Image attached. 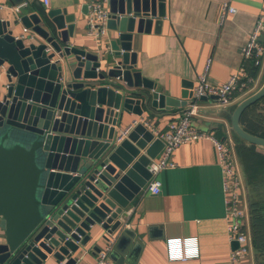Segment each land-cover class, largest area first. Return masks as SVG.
Returning <instances> with one entry per match:
<instances>
[{
    "label": "water",
    "instance_id": "95a60500",
    "mask_svg": "<svg viewBox=\"0 0 264 264\" xmlns=\"http://www.w3.org/2000/svg\"><path fill=\"white\" fill-rule=\"evenodd\" d=\"M22 2L0 0V264H79L81 246L113 234L111 255L123 253L136 238L128 208L164 141L142 121L117 141V126L124 111L188 105L194 86L186 81L182 98L173 97L138 66L134 35L154 24L160 31L166 0H106L111 15L94 50L71 43L77 24L68 6L8 13V3ZM262 98L264 84L237 105L232 127L264 149V137L241 124Z\"/></svg>",
    "mask_w": 264,
    "mask_h": 264
},
{
    "label": "crops",
    "instance_id": "0c3cea01",
    "mask_svg": "<svg viewBox=\"0 0 264 264\" xmlns=\"http://www.w3.org/2000/svg\"><path fill=\"white\" fill-rule=\"evenodd\" d=\"M226 2L235 6L237 11L223 18L222 6ZM86 3L90 4V1L48 0L47 3L46 0H23L21 4L8 3L7 10L17 16L25 10L42 13L50 8L68 6L69 12L76 15L77 24L71 43L94 50L103 36L89 35V11L87 14L82 12ZM17 6L19 11H16ZM166 12L158 26L159 32L154 24L150 32L135 33L133 38V48L138 52V66L143 76L155 82L161 92L182 98L184 83H197L210 59L209 80L213 84L222 83L241 67H245L256 81L252 90L235 94L227 106H219L213 98L201 100L193 116L198 122L192 124L232 146L247 198H252L238 154L239 146L252 144L236 134L232 127V114L244 98L264 84V61L259 65L255 60H245L243 54L258 17L264 13V0H166ZM68 60L73 64L76 62L73 54ZM136 90L147 92L146 89ZM188 106L168 110L150 104L142 116L124 111L117 128L120 132L135 123L149 121L153 128L164 130ZM258 112L264 120V98ZM260 117L254 111L248 114L247 120L251 129L264 136V127L261 129L264 121ZM256 147L264 153L263 148ZM173 161L175 166L164 169L160 174L161 192L153 194L146 186L129 206L127 228L136 233V238L125 247V252L116 250L113 253L115 263L233 264L231 252L238 246L235 247V241L229 236L224 170L214 141L201 138L184 143L177 148ZM109 236L118 238L117 234ZM2 237L3 231L0 230V239ZM171 239H193L195 250L188 252L187 259L171 260L168 251ZM107 242L101 238L81 246L77 254L79 264H94L97 256L95 246L103 249ZM44 264L60 263L50 257ZM242 264H256L253 245L252 255L244 256Z\"/></svg>",
    "mask_w": 264,
    "mask_h": 264
},
{
    "label": "built area",
    "instance_id": "2783aa9c",
    "mask_svg": "<svg viewBox=\"0 0 264 264\" xmlns=\"http://www.w3.org/2000/svg\"><path fill=\"white\" fill-rule=\"evenodd\" d=\"M46 1L48 3V0ZM19 9L20 7L17 6L16 11H19ZM236 11L235 6L226 2L222 6V17L224 18L228 13ZM110 15V10L106 6V0H91L87 17L89 35L100 37L106 30V23ZM263 32L264 13L258 17L255 27L244 47L243 54L245 60H255L259 65L264 61V40H261ZM211 64L212 60L210 59L206 64L204 72L200 74L198 82L191 88L192 96L189 98V106L171 121L167 129L159 130L153 128L149 121L145 122L149 127H152L151 129L154 131L155 136L164 141L162 151L150 163L152 178L147 184V189L153 194L161 192L162 180L160 174L164 169L175 166L173 156L180 145L201 138H212L219 152L224 170L229 236L231 240L238 243V247L231 252V260L233 264H242L243 257L252 251V239L247 229L249 214L244 184L240 176L236 155L230 144L193 127L191 120L197 111L198 103L202 97L216 99L218 105L224 107L232 102L235 94L247 93L252 90L256 81L245 67H241L239 70L231 73L222 83L213 84L209 80ZM134 125L121 129L116 136V140L122 141ZM116 240V237L110 238L106 247L96 252L97 256L94 264H116L111 255ZM189 244H192V247ZM194 246L193 239H171L168 241L169 257L171 260L187 259L188 252L195 250Z\"/></svg>",
    "mask_w": 264,
    "mask_h": 264
},
{
    "label": "trees",
    "instance_id": "16d2710c",
    "mask_svg": "<svg viewBox=\"0 0 264 264\" xmlns=\"http://www.w3.org/2000/svg\"><path fill=\"white\" fill-rule=\"evenodd\" d=\"M261 100L249 106L241 118L242 126L248 132L259 134V136L263 135L258 130L250 128L251 123L248 122L247 116L254 111L258 117L262 115L258 112ZM260 119L262 118L260 117ZM262 127L264 126H261V129H263ZM238 154L244 168L246 183L253 194L249 201V216L256 264H264V153L258 151L256 145L252 144L239 146Z\"/></svg>",
    "mask_w": 264,
    "mask_h": 264
},
{
    "label": "rangeland",
    "instance_id": "374dc122",
    "mask_svg": "<svg viewBox=\"0 0 264 264\" xmlns=\"http://www.w3.org/2000/svg\"><path fill=\"white\" fill-rule=\"evenodd\" d=\"M251 93V92H250ZM248 95V94H247ZM191 122H192V124L194 123V125L195 124H197V122L198 121H196L195 119H193L192 118V120H191ZM244 180V179H243ZM244 184V183H243ZM245 189V188H244ZM247 191L245 190V194H246V205H247V210L249 211V201H250V198H247V193H246ZM248 214H249V212H248ZM249 218H250V216H249ZM250 220V219H249ZM249 226H250V221H249ZM247 229H248V226H247ZM248 232H249V234H250V237H251V239H252V235H251V227L248 229ZM252 255V251L251 252H249L248 253V256H251Z\"/></svg>",
    "mask_w": 264,
    "mask_h": 264
}]
</instances>
